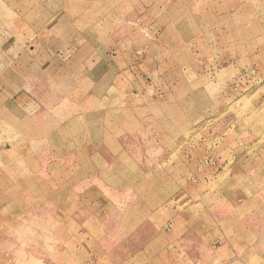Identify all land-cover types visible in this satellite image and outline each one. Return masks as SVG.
Wrapping results in <instances>:
<instances>
[{
	"label": "rangeland",
	"instance_id": "1",
	"mask_svg": "<svg viewBox=\"0 0 264 264\" xmlns=\"http://www.w3.org/2000/svg\"><path fill=\"white\" fill-rule=\"evenodd\" d=\"M0 264H264V0H0Z\"/></svg>",
	"mask_w": 264,
	"mask_h": 264
},
{
	"label": "crops",
	"instance_id": "2",
	"mask_svg": "<svg viewBox=\"0 0 264 264\" xmlns=\"http://www.w3.org/2000/svg\"><path fill=\"white\" fill-rule=\"evenodd\" d=\"M66 19H64L60 24V18L55 17L53 20H51L47 26H46V31L47 34H51V36L53 37V41L56 44H60L63 45L65 43H70L73 38H74V34H73V30H74V25L73 23H71V20L68 19L67 22L65 21ZM109 176V175H108ZM237 189V187H236ZM234 189V190H236ZM258 190H262V183L260 184V186L257 187ZM240 191V189H238ZM231 200V199H230ZM236 202L240 203V207H242L244 205L243 200H240V197H237V199H235ZM243 203V204H242ZM197 233V231H196ZM224 233H218L214 235V238L217 237L218 235H222L223 236ZM222 251L221 248H217V250L215 251L216 254H219ZM214 252V250H213ZM223 252V251H222ZM229 254H232V251L230 250V252H228Z\"/></svg>",
	"mask_w": 264,
	"mask_h": 264
},
{
	"label": "bare ground",
	"instance_id": "3",
	"mask_svg": "<svg viewBox=\"0 0 264 264\" xmlns=\"http://www.w3.org/2000/svg\"><path fill=\"white\" fill-rule=\"evenodd\" d=\"M229 21V20H228ZM229 23V22H228ZM233 24V23H232ZM240 30V29H239Z\"/></svg>",
	"mask_w": 264,
	"mask_h": 264
}]
</instances>
